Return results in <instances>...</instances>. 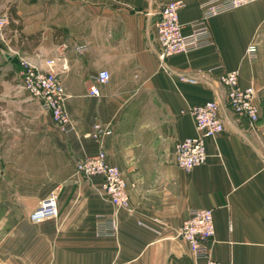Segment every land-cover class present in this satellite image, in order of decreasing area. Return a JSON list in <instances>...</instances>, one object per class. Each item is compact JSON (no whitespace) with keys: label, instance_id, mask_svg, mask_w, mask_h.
<instances>
[{"label":"crops","instance_id":"obj_1","mask_svg":"<svg viewBox=\"0 0 264 264\" xmlns=\"http://www.w3.org/2000/svg\"><path fill=\"white\" fill-rule=\"evenodd\" d=\"M171 1L26 0L15 12L21 23L0 40V264H205L177 237L194 209L213 210L214 261L264 264V0L210 18L212 46L164 60L156 24ZM183 1L189 35L203 0ZM22 60L44 71L55 60L75 134L23 89ZM102 71L110 79L93 97ZM229 71L256 89L255 125L227 104L219 78ZM210 100L224 131L207 141V162L185 171L175 146L196 133L190 109ZM96 124L112 134L95 139ZM102 149L126 181L129 211L106 199L102 176L76 173ZM50 196L58 216L33 223Z\"/></svg>","mask_w":264,"mask_h":264},{"label":"built area","instance_id":"obj_2","mask_svg":"<svg viewBox=\"0 0 264 264\" xmlns=\"http://www.w3.org/2000/svg\"><path fill=\"white\" fill-rule=\"evenodd\" d=\"M250 0H203L201 3L202 18L191 25L192 32L185 35L180 23V12L187 3L176 0L166 3L160 13V20L156 24L157 41L160 47L159 54L162 59L174 55H188L213 45L212 35L207 26V21L219 14L231 11L246 5ZM7 18L0 17V40L4 39V29ZM255 45L248 49L249 54H254ZM48 71L41 70L26 60L20 62L23 89L29 96L37 101L41 109L48 113L53 123L64 134H75L76 127L72 123L66 110L67 94L62 82L55 72V60H48ZM110 79L106 71L100 72L90 86V95L99 97L100 87ZM182 81L197 83L195 79L182 77ZM219 82L226 89V100L231 110L244 114L252 125L260 119V108L256 102V89L254 86L242 88L239 85L238 71L223 73ZM221 103L210 100L202 105L190 109V115L195 123V135L180 141L175 146L176 161L180 169L190 171L195 167L205 164L208 160L207 141L215 139L224 131V123L220 116ZM93 137L102 141L104 136L112 132L100 124L94 126ZM76 173L86 178L102 176L104 179L102 191L106 199L116 210H130V196L121 171L118 167L110 165L107 155L102 149L95 156H88L76 163ZM58 200L56 196L45 199L31 215V221L39 224L47 219L58 216ZM112 227L116 228V220ZM177 237L187 242L192 254L197 260L205 264H223L212 259L210 242L215 237V224L212 209H194L189 217L177 230Z\"/></svg>","mask_w":264,"mask_h":264},{"label":"rangeland","instance_id":"obj_3","mask_svg":"<svg viewBox=\"0 0 264 264\" xmlns=\"http://www.w3.org/2000/svg\"><path fill=\"white\" fill-rule=\"evenodd\" d=\"M25 3L26 0H0V17L5 16L8 23L4 29V32H6L5 30L7 29H11L12 23H21L16 18L15 12L18 11V8L24 9ZM16 77L17 76L13 74V72H9V80L7 82H19V79Z\"/></svg>","mask_w":264,"mask_h":264}]
</instances>
